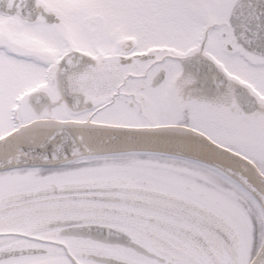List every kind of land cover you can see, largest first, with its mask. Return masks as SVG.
Returning a JSON list of instances; mask_svg holds the SVG:
<instances>
[{
    "label": "snow or ice",
    "instance_id": "6c2138e0",
    "mask_svg": "<svg viewBox=\"0 0 264 264\" xmlns=\"http://www.w3.org/2000/svg\"><path fill=\"white\" fill-rule=\"evenodd\" d=\"M0 264H264V0H0Z\"/></svg>",
    "mask_w": 264,
    "mask_h": 264
}]
</instances>
